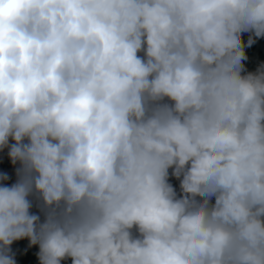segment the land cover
Listing matches in <instances>:
<instances>
[{
  "label": "clouds",
  "instance_id": "9594fccd",
  "mask_svg": "<svg viewBox=\"0 0 264 264\" xmlns=\"http://www.w3.org/2000/svg\"><path fill=\"white\" fill-rule=\"evenodd\" d=\"M244 33L264 0H0V264L25 238L39 264H264Z\"/></svg>",
  "mask_w": 264,
  "mask_h": 264
},
{
  "label": "trees",
  "instance_id": "16d2710c",
  "mask_svg": "<svg viewBox=\"0 0 264 264\" xmlns=\"http://www.w3.org/2000/svg\"><path fill=\"white\" fill-rule=\"evenodd\" d=\"M248 36V33L242 34V40L246 45L245 52L248 56V59L244 61L245 70L255 72L257 68L264 63V38L256 39L255 43L248 47ZM12 143H14V141L10 140L9 144ZM18 168H20V163H12L8 156V148L0 149V174L6 173L9 177L7 181H0V185L11 186V184L15 183L17 180L16 170ZM169 173V182L179 193V181L171 176V169L169 170ZM29 199L32 202L30 213L40 216L41 221H43L44 215L41 211L40 201L35 196L29 197ZM11 248L15 253L17 264H39V260L36 255L39 251V246L33 245L29 247V241L26 238L14 241ZM65 264H70V261L65 262Z\"/></svg>",
  "mask_w": 264,
  "mask_h": 264
}]
</instances>
